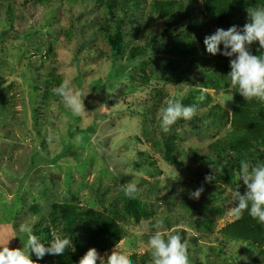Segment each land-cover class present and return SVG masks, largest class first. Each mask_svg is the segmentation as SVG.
I'll use <instances>...</instances> for the list:
<instances>
[{"label":"rangeland","instance_id":"obj_1","mask_svg":"<svg viewBox=\"0 0 264 264\" xmlns=\"http://www.w3.org/2000/svg\"><path fill=\"white\" fill-rule=\"evenodd\" d=\"M245 1L232 26L240 18L250 20L248 8L264 7ZM77 10L69 5L54 12L36 0H0V244L9 240L10 249H23L27 237L21 225L31 227L46 246L54 235L70 239L65 224L49 226L46 219L54 203L77 204L119 214L127 232L120 250L131 261L134 255L139 262L150 255L147 241L160 221L164 231L187 243L189 264H264V250L257 245L220 236L237 219L228 209L234 203L230 189L241 180V162L215 164L216 179L205 182L213 169L202 150L228 128L193 124V117L179 119L167 133L161 129L166 100H182L202 88L198 77H173L169 63L180 59L169 49L174 40L168 32L174 29L156 16L141 17L135 31L125 27L124 54L116 59L97 32L105 25L100 10L83 15ZM185 24L176 25L175 35ZM156 39L153 52L148 44ZM134 49L146 55L131 59ZM65 79L82 93L86 113L73 114L51 91ZM203 91L211 95V105L231 109L225 93ZM170 144L184 169L165 161ZM262 161L247 163L251 168ZM128 182L137 186L134 198L122 191ZM152 186L160 194L154 196ZM201 186L199 199L190 198ZM136 201L142 205L139 222L127 214ZM61 262L58 255L45 254L38 264Z\"/></svg>","mask_w":264,"mask_h":264},{"label":"trees","instance_id":"obj_2","mask_svg":"<svg viewBox=\"0 0 264 264\" xmlns=\"http://www.w3.org/2000/svg\"><path fill=\"white\" fill-rule=\"evenodd\" d=\"M42 6L50 7L56 12L59 8L71 5L77 6L76 13L83 15L91 9H99L105 25L99 27L98 33L109 43L110 49L116 59H121L124 54L127 33L135 31L134 24L140 23V18L149 14L156 16L166 25L174 30L169 36L174 40L170 45V51L180 59H173L169 65L173 71L174 78L198 77L201 89L192 90L181 100L183 105H196L197 114L192 119L194 123L212 122L217 127L224 126L225 136L214 139L207 149L202 150V159L208 160L207 165L214 166L223 162L232 161L248 162L253 158L263 159L264 163V101L253 99L245 101L231 86L228 74L231 71L230 60L233 57H226L221 54L215 56L207 53L204 45V38L207 31L217 28L227 30L232 26L231 19L243 11L245 0H36ZM264 3V0H257ZM186 21L183 32L176 25ZM250 22L240 18L237 27ZM125 27L129 30L126 31ZM180 27V26H179ZM132 28V29H131ZM40 29H44L43 26ZM174 34V35H173ZM192 34H195L191 37ZM88 39V38H87ZM159 40L148 44L153 52L159 46ZM89 41V39H88ZM223 51V45H220ZM252 54L264 55V50H259L258 42L249 46ZM203 56H202V55ZM146 55V50L134 49L131 59L137 56ZM197 71V74L194 73ZM203 89L214 90L225 93L231 99V109L224 108L221 104L212 103V97ZM204 95L203 101H197V97ZM163 98V95H160ZM233 98V99H232ZM206 110L202 115L198 111ZM183 120V119H182ZM181 120V121H182ZM205 125V124H204ZM195 128L199 129L198 126ZM168 154H164L165 161L184 169V163L174 153L172 144L166 146ZM210 167V166H209ZM239 186L244 191L241 180L234 188ZM169 187V186H166ZM163 189L165 187H162ZM154 196L160 194L159 190L152 186L150 190ZM186 194H184L185 196ZM141 203L135 202L127 210V214L135 221L141 219ZM108 213V212H107ZM105 211L93 207H83L77 204L54 203L46 219L47 225L55 227L65 224L70 232V239L73 246H69L62 256L60 264H78L79 260L86 254L89 248H96L101 253L108 252L120 241L125 240L127 232L122 226V218L118 215L107 214ZM40 222V221H39ZM40 225H45L40 224ZM221 237L247 245H257L264 250V225L253 219L247 211L240 218L228 224L221 230ZM151 256L145 254L138 261L134 255L132 264H150ZM53 264V263H52ZM255 264V263H252Z\"/></svg>","mask_w":264,"mask_h":264},{"label":"clouds","instance_id":"obj_3","mask_svg":"<svg viewBox=\"0 0 264 264\" xmlns=\"http://www.w3.org/2000/svg\"><path fill=\"white\" fill-rule=\"evenodd\" d=\"M250 22L242 29L236 25L227 30L217 28L215 33L204 38L207 53L215 56L221 54L233 57L230 60L231 86L245 101L253 99L264 101V55L252 54L249 46L258 42L259 50H264V7L248 8ZM223 45L221 51L220 45ZM55 95L62 98L65 107L73 114L86 113L84 97L82 93L71 86L65 79L59 86L51 90ZM201 94L196 99L203 101ZM233 99V98H232ZM166 107L160 110V126L163 132L170 131L171 126L179 119L190 120L197 113L196 105L185 106L179 100L170 98L166 100ZM212 174L205 176V182L216 179V170L212 165ZM241 181L244 185L242 192L237 186L230 189L233 206L228 209L231 215L240 218L245 211L261 225H264V163H259L250 168L247 162L241 161ZM122 191L129 198H134L137 192L135 183L123 184ZM204 191L203 186L190 192V198L199 199ZM155 232L147 241V248L151 256V264H189L188 245L182 241L179 234H173L163 230L162 222L157 221ZM19 231L26 234V242L23 249L8 247L9 240L0 244V264H38L45 254L62 256L65 250L72 245V240L67 237L54 235L52 241L46 246L37 235L33 234L31 227L21 225ZM34 253L37 260L31 258ZM132 264L131 259L120 250V241L110 254L101 255L96 248H89L78 264Z\"/></svg>","mask_w":264,"mask_h":264}]
</instances>
